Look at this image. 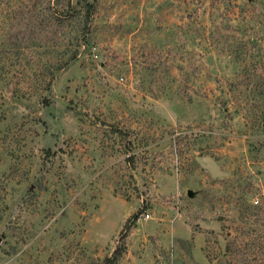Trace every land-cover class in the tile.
I'll return each mask as SVG.
<instances>
[{
  "label": "rangeland",
  "instance_id": "374dc122",
  "mask_svg": "<svg viewBox=\"0 0 264 264\" xmlns=\"http://www.w3.org/2000/svg\"><path fill=\"white\" fill-rule=\"evenodd\" d=\"M133 213L113 264H264V0H0V264Z\"/></svg>",
  "mask_w": 264,
  "mask_h": 264
},
{
  "label": "trees",
  "instance_id": "16d2710c",
  "mask_svg": "<svg viewBox=\"0 0 264 264\" xmlns=\"http://www.w3.org/2000/svg\"><path fill=\"white\" fill-rule=\"evenodd\" d=\"M86 18L88 17V13L90 12L91 9V5L86 2ZM136 218V214L133 213L125 222L124 224V230L122 231V233L120 234V238L118 241V244L115 246L114 250L112 251L111 255L105 258V261L107 264H113L115 262H117V260L122 256L123 252H124V238L126 236V233L129 229V223L130 220L135 219Z\"/></svg>",
  "mask_w": 264,
  "mask_h": 264
}]
</instances>
